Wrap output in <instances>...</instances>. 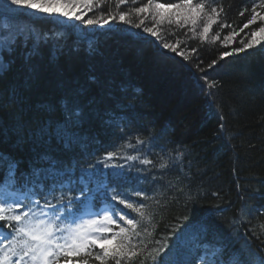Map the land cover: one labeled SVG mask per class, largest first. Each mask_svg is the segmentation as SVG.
<instances>
[{"label":"trees","instance_id":"obj_1","mask_svg":"<svg viewBox=\"0 0 264 264\" xmlns=\"http://www.w3.org/2000/svg\"><path fill=\"white\" fill-rule=\"evenodd\" d=\"M158 2L176 3L177 0ZM206 2L209 10L212 6L223 8L206 42L202 43L199 37L192 38L189 30L191 24L179 28L173 18L171 26L167 23L163 25V34L167 40L173 43L177 40L185 42L180 45V49L190 56L193 64L199 63L200 67L206 68L213 60H217L215 70L209 69L206 73L197 72L170 51L166 56H161L155 46L134 35L142 33L141 29L132 28L118 19L110 22L114 26L112 30L102 32H97V25L73 22L74 27L69 29L73 36L86 32L88 37H93L97 42L98 51L89 56L84 50L86 43L81 44L79 52H69L66 48L65 54L59 57L58 67H52L47 63L49 48H43V59L39 61L43 70L41 82L30 94L32 107L25 119L29 129L35 130L49 118L48 114L37 111L35 106L44 101L55 102L59 98L56 87L58 69L66 76L83 79L89 66H95L101 82L111 84L112 97L105 98L99 106L100 114L89 115L78 130L86 142V153L80 149L65 151L56 139H52L48 145L36 144L31 140L16 145L14 137L0 143V151L20 161L21 172L27 171L36 155L45 150L50 151L58 160L68 162L76 159L87 165L94 163L107 151L120 147L125 141L135 144L138 134L144 137L151 134L156 137L152 141L154 147L150 150L146 147L141 155L148 154L158 164L162 153L169 166L159 170L138 161L128 162L134 164V167L130 171L125 168L126 182L119 189L130 201L146 204V211L152 214L151 222L140 221L141 236L132 237L135 250L144 248V254L147 255L148 250L160 247L156 241L163 243L174 228L182 227L185 217L193 220L207 217L212 230L225 238L229 237L230 232L238 230L239 239L233 247L245 245L252 254L253 264H260L264 260V41L251 49L235 52V49L242 48L243 43L252 39L251 32L261 25L258 21L241 31L250 18L252 6L258 5L260 0ZM116 3L117 0H108L102 11L107 13L111 7L115 12ZM143 3H147V0H139L135 6L139 7ZM129 6L126 4L119 10L126 11ZM99 11L88 12L85 18H94ZM241 11L244 12L243 16L240 15ZM257 11L261 10L257 8ZM8 15H11L9 5L0 2V16ZM65 22L63 19L52 21L43 16L34 21L45 31L61 29L67 25ZM146 24L151 27L153 21L149 19ZM221 24L230 27L221 28ZM202 28L201 21L197 31ZM233 30L237 34L230 42L225 41L224 37L229 36ZM217 33L219 37L213 41ZM148 39L152 38L148 36ZM192 49L197 51L193 53ZM225 52L231 55L220 59ZM21 64L18 52L16 63L7 74L5 83L16 78ZM204 75L210 81L217 82L211 90L214 93L211 101L205 95L208 89L204 81L198 79ZM93 94L103 96V91L99 86H94ZM134 95L140 99L134 107L125 108L122 112L130 123L119 126L105 123V108H115L117 104L128 105ZM14 111L7 109L0 112V116L10 120ZM52 119H62L60 112L54 113ZM177 151L184 153L182 163L176 160ZM128 154L136 155L137 151L124 149L122 155ZM113 163L124 164L125 161L117 159ZM153 176L156 177L155 181ZM137 190L155 196L144 200L134 195ZM71 194L75 196L79 193L74 190ZM189 197L195 203L188 202ZM39 198L43 203L44 198ZM52 203L56 201L52 200ZM241 210H244L243 215ZM123 211L140 220L131 210L125 208ZM144 229L153 232V235L149 237ZM7 231L0 229V232ZM93 250L99 252V246ZM71 259L75 261L79 258ZM60 264H65L63 257ZM90 264L99 262L90 259Z\"/></svg>","mask_w":264,"mask_h":264},{"label":"snow or ice","instance_id":"obj_2","mask_svg":"<svg viewBox=\"0 0 264 264\" xmlns=\"http://www.w3.org/2000/svg\"><path fill=\"white\" fill-rule=\"evenodd\" d=\"M0 2L7 3L11 13L0 16V112L15 109L10 120L0 116V143L14 137L16 145L27 140L48 145L52 139H56L65 151L80 149L86 153V142L78 130L89 115L100 114L99 106L105 98L112 97L111 84L101 82L95 66H89L83 79L66 76L58 69L56 87L59 98L55 102L49 100L35 106L37 111L48 114L49 118L35 130L29 129L25 117L32 107L30 94L39 86L42 78L43 70L39 63L43 59L42 49L49 48L47 63L52 67H58L59 57L65 54L66 48L69 52H79L81 44L86 43L84 50L89 56L98 51L97 42L93 37H88L86 32L73 36L69 30L73 25L46 31L41 29L34 23L41 16L52 21L74 20L83 25H97L101 28L105 25L111 28L110 22L118 19L119 22L141 29L143 34H147L145 36L138 32L134 35L155 46L161 56H166L170 51L200 73L215 70L217 66V60H213L206 68L200 67L199 63L193 64L190 56L180 49V45L185 42L177 40L173 43L163 34V25L167 23L171 26L175 18L177 27L184 28L191 24L189 30L192 38L199 37L202 43L206 42L212 26L218 23L223 12L222 7L216 6L209 10L206 0H177L176 3L147 0V3L139 7L135 6L139 0H117L116 11L113 12L110 7L107 13L102 9L108 0ZM126 4L131 6L126 11H120L121 6ZM257 8L261 11H257ZM95 10H100L99 14L94 18H85L88 12ZM240 15L243 16L244 12L241 11ZM149 19L153 21L151 27L146 24ZM21 20L26 22L21 23ZM201 21L203 28L197 31ZM258 21L261 25L251 32L252 39L247 43L241 41L243 47L235 49V52L251 49L264 41V0L252 6L250 18L241 31ZM220 27L230 25L221 24ZM236 34L233 30L229 36L224 37L225 41L230 42ZM148 36L152 39L149 40ZM218 37L219 33L212 38L213 41ZM191 51L195 53L197 50ZM18 52L22 60L19 72L15 79L5 83L7 74L16 63ZM228 55L231 53L225 52L220 59ZM198 79L204 81L208 89L205 95L210 101L213 100L214 93L211 90L216 87L217 82L210 81L207 75ZM94 86L102 89L103 96L93 94ZM139 99V96L134 95L128 105L117 104L115 108H105V123L117 126L130 123L122 112L125 108L134 107ZM57 111L62 117L60 120L52 119ZM123 130L121 127V131ZM155 138L151 134L147 137L138 134L135 144L125 141L120 147L107 151L94 163L87 165L76 159L68 162L58 160L50 151L45 150L38 153L29 169L23 172L19 171L20 161L9 153L0 151V229L8 230L6 233L0 232V241H3L0 243V264H60L61 257L65 264H90V259L99 264H253L252 254L245 245L233 247L239 239L238 230L230 232L229 237L225 238L212 230L207 217L199 220L185 217L183 226L174 228L163 243L156 241L160 247L148 250L147 255L144 254V248L135 250L132 237L141 236L140 221L151 222L152 214L146 211V204L130 201L119 189L126 182L125 168L130 171L134 167V164L128 162L138 161L159 170L169 166L162 153L158 164L148 154L141 155L146 147L149 150L154 147L152 141ZM126 148L136 150L137 154L122 155ZM183 156L182 151L176 152L177 161L182 163ZM117 159H123L125 163H113ZM155 180L156 177L153 176V181ZM74 190L79 194L73 196L71 193ZM134 195L144 200L155 196H148L140 190L135 191ZM34 197L37 198L33 199ZM39 197L44 198L43 203ZM52 200L56 203L53 204ZM188 202L195 203L191 197ZM125 208L136 213L140 220L130 217L123 211ZM243 211L241 210L242 215ZM144 231L149 237L153 235L147 229ZM97 245L99 252L93 250ZM72 257L79 259L73 261ZM260 264H264V260Z\"/></svg>","mask_w":264,"mask_h":264},{"label":"rangeland","instance_id":"obj_3","mask_svg":"<svg viewBox=\"0 0 264 264\" xmlns=\"http://www.w3.org/2000/svg\"><path fill=\"white\" fill-rule=\"evenodd\" d=\"M73 22H75V21H74V20H73V21H66L65 24H67V25H72ZM110 24H111V23H110ZM113 27H114V26L111 24V28H110L108 25H105V26L102 27V28L98 26L96 29H97V32H102V31H106V30H112ZM96 29H95V30H96Z\"/></svg>","mask_w":264,"mask_h":264}]
</instances>
